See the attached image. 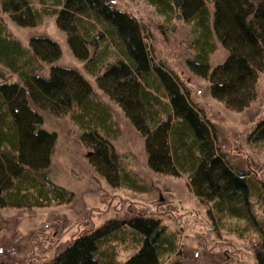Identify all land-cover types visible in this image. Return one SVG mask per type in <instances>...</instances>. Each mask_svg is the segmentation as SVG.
<instances>
[{"label": "trees", "instance_id": "trees-1", "mask_svg": "<svg viewBox=\"0 0 264 264\" xmlns=\"http://www.w3.org/2000/svg\"><path fill=\"white\" fill-rule=\"evenodd\" d=\"M137 1L154 9L165 27L181 24L194 37L189 67L208 81L216 100L236 112L256 100L264 74V0ZM0 6L20 28L53 18L82 64L80 70L60 65L61 48L47 35L23 46L0 16V208L58 206L74 197L48 174L58 135L43 128L46 115L68 117L78 127L92 170L108 184L135 186L114 145L112 111L91 85L94 79L144 139L149 167L160 175H186L210 218L222 229L250 235L256 264H264V215L253 203L256 196L261 201L264 186L254 190L248 174L226 159L217 127L184 79L156 59L137 15L116 0H0ZM216 43L228 55L211 68ZM254 141L264 143V117ZM129 238L140 247L121 263L114 243ZM177 244L159 220L138 214L84 233L53 264H187L175 259Z\"/></svg>", "mask_w": 264, "mask_h": 264}, {"label": "rangeland", "instance_id": "rangeland-1", "mask_svg": "<svg viewBox=\"0 0 264 264\" xmlns=\"http://www.w3.org/2000/svg\"><path fill=\"white\" fill-rule=\"evenodd\" d=\"M116 1L119 8L130 9L141 19L144 31L152 39L156 59L187 83L197 107L217 127L218 146L226 159L248 174L254 190L263 187L264 143H255L254 129L264 117V74L258 80L256 100L243 111H233L216 100L208 81L189 67L188 59L194 55L190 49L194 37L186 27L181 24L175 29L165 27L154 9L142 1ZM0 16H3L4 26H9L7 32L23 46H28L32 36L47 35L61 48L59 64L81 69L82 64L74 58L64 33L55 26L53 18L44 19L36 27L20 28L2 13L1 6ZM227 55L223 45L216 43L209 55L211 68L224 62ZM90 83L98 91L102 103L112 111L111 123L117 138L114 145L129 167L127 175L135 186L108 184L92 170L88 160L90 154L81 143L78 127L68 117L46 115L47 125L43 128L54 130L58 135L48 174L53 184L67 189L74 197L69 203L58 206L0 208V263L53 264L56 256L76 238L97 229L107 220L143 214L159 220L176 235L175 259L179 257L187 264H256L250 235L222 229L219 221H213L207 208L191 191L183 173L170 176L154 172L148 165L142 136L115 103L100 93L95 80L90 79ZM256 198L254 208L262 217L264 196L261 203ZM114 245L117 261L121 263L140 247L130 238Z\"/></svg>", "mask_w": 264, "mask_h": 264}]
</instances>
